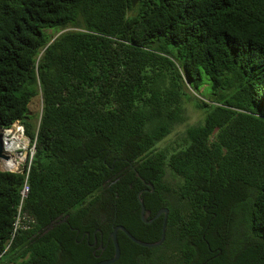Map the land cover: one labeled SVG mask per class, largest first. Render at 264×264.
<instances>
[{
	"label": "trees",
	"instance_id": "obj_1",
	"mask_svg": "<svg viewBox=\"0 0 264 264\" xmlns=\"http://www.w3.org/2000/svg\"><path fill=\"white\" fill-rule=\"evenodd\" d=\"M134 1L0 0V129L37 138L30 229L5 254L26 177L0 171V264H98L115 246L98 251L95 234L117 226L156 242L146 184L166 239L119 231L115 264H261L264 0ZM190 102L202 121L161 147Z\"/></svg>",
	"mask_w": 264,
	"mask_h": 264
},
{
	"label": "built area",
	"instance_id": "obj_2",
	"mask_svg": "<svg viewBox=\"0 0 264 264\" xmlns=\"http://www.w3.org/2000/svg\"><path fill=\"white\" fill-rule=\"evenodd\" d=\"M0 134L3 137L4 154L9 156L8 160L0 158V171L23 174L26 177L24 187L21 191V203L18 209L19 213L14 224L11 240L7 244L3 253L5 254L11 248V245L19 232L21 230L30 229V226L26 223L28 221L23 213V208L30 193L29 174L36 154L37 138L34 140L30 139L27 135L26 127L22 123H15L9 129H0ZM9 138L16 147L13 152H8L5 148L7 144L6 140ZM2 255H0V258Z\"/></svg>",
	"mask_w": 264,
	"mask_h": 264
},
{
	"label": "rangeland",
	"instance_id": "obj_3",
	"mask_svg": "<svg viewBox=\"0 0 264 264\" xmlns=\"http://www.w3.org/2000/svg\"><path fill=\"white\" fill-rule=\"evenodd\" d=\"M73 29L67 30H47L46 33L49 36L58 37L61 34L71 31ZM30 115L32 117L33 124L38 126V119L40 114L42 113V98L38 97L35 98L30 106ZM186 116L187 122L181 126H178L177 129L166 139L164 140L160 146L161 147H176L179 143H181L185 138V131L188 125H196L199 124L203 119V114L198 111L195 106L194 102H190L186 106Z\"/></svg>",
	"mask_w": 264,
	"mask_h": 264
},
{
	"label": "water",
	"instance_id": "obj_4",
	"mask_svg": "<svg viewBox=\"0 0 264 264\" xmlns=\"http://www.w3.org/2000/svg\"><path fill=\"white\" fill-rule=\"evenodd\" d=\"M136 4H137V1L135 0L134 3H133L134 7L136 6ZM0 158L6 159V160L9 159V156L4 154V142H3V137H2L1 134H0ZM137 175H138V177H140V179L144 183H146L145 180L143 178H141V176L138 173H137ZM148 186L151 187V188H153V186L150 185V184H148ZM141 195H142V192L139 193V201H140L141 206H142V219H143V221L145 223H149V221L146 219V215H145L146 214V208H145V205H144V201L141 198ZM161 213H166L167 216L165 218L163 235H162V239H161L160 242L155 243V244L142 242V241L136 239L124 226H117V227L114 228V231H113V233L110 236V239L113 240V243H114V246H115V256L112 259H110V260H105V261L99 262L98 264H115L116 262L119 261V259L121 257V248H120L119 241H118V232L119 231L124 232L125 235L129 239H131L134 243H136L139 246L145 247V248H154V247H158V246L163 245V243H164V241L166 239V228H167L168 209L162 210L159 213L158 216H160ZM58 224H60V222L51 224V226L49 227V229L47 230V232L50 231V230H52ZM88 236L90 237V234L89 233H88ZM95 236H96V234H95Z\"/></svg>",
	"mask_w": 264,
	"mask_h": 264
},
{
	"label": "flooded vegetation",
	"instance_id": "obj_5",
	"mask_svg": "<svg viewBox=\"0 0 264 264\" xmlns=\"http://www.w3.org/2000/svg\"><path fill=\"white\" fill-rule=\"evenodd\" d=\"M150 189H151V190H150ZM140 192L154 194V193H155V188H149V187L147 186V184H146V188L143 189V190H141ZM162 210H165V209H160L156 214H152L151 211L146 210V214H145V215H146V219L149 221L148 225L151 226V228H150V234H149L151 239H157V237H158V233H157V231L160 229L161 224H163V229H164L165 218H166L167 214H166V213H161V215L158 216L159 213H160ZM168 216H169V210H168ZM141 217H142V212H141ZM167 220H168V217H167ZM162 235H163V233H162ZM85 237H88V241H90L91 236L89 237L88 234H87V235H84V236H83V239H84ZM94 238H95L94 246H96V245H100V246L98 247L97 250H98V251H103V252H104V251L106 250V248H107V247H105V244H109V242H110V238H109L108 241H107L108 243L105 242V239H104L103 234H102V236H101L100 239H99V238L97 237V233H96V236H95ZM161 239H162V237H161ZM161 239H159V240H157L156 242L151 243V244L158 243V242L161 241ZM228 245H229V242L227 241V247H228ZM161 246H162V245H161ZM161 246L154 247V248H150V249L159 248V247H161ZM216 252H217L216 250L213 251V253H216ZM260 254H261V264H264V247L261 249ZM154 255H155V254H153V256H154ZM221 255H222V251H220V252H219V255H217V256H221Z\"/></svg>",
	"mask_w": 264,
	"mask_h": 264
},
{
	"label": "bare ground",
	"instance_id": "obj_6",
	"mask_svg": "<svg viewBox=\"0 0 264 264\" xmlns=\"http://www.w3.org/2000/svg\"><path fill=\"white\" fill-rule=\"evenodd\" d=\"M7 141V144H6V150L8 152H13L15 150V144L12 142V140L9 138L6 140Z\"/></svg>",
	"mask_w": 264,
	"mask_h": 264
}]
</instances>
